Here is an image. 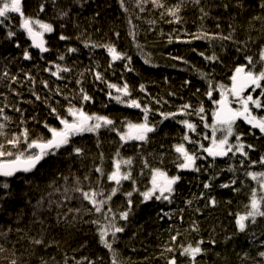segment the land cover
Masks as SVG:
<instances>
[{"label": "trees", "instance_id": "16d2710c", "mask_svg": "<svg viewBox=\"0 0 264 264\" xmlns=\"http://www.w3.org/2000/svg\"><path fill=\"white\" fill-rule=\"evenodd\" d=\"M162 2L168 7L175 4L177 0H162ZM221 2L234 4L236 0H202V5L206 11L210 12L209 18L203 21L199 18L198 8L191 3H186L180 13L182 20L179 23H168L167 21L172 18L169 16L161 18L160 13L163 9L154 8L150 3L146 4L145 11L141 12L137 6L138 0H125L127 12L120 8L118 0H82L83 6L75 5L72 16L64 20L55 19V14L49 5L46 12L40 15V19L52 23L55 31L45 34L50 53L44 56L32 50L27 34L19 29L18 14H12L13 19L7 24L11 25L12 30L17 31L18 35L9 40L6 38L7 25L0 26V75L4 71H8L10 75H17L20 83L13 84L12 88L21 95L16 96L9 90L8 81L0 83V93H3L0 95V107L8 104L9 107L5 111L14 121L9 123L7 131L18 130L20 113L12 110V105H15L24 110L23 118L26 120L24 127L29 129L32 139L38 136L49 138L51 134L44 128V122L53 127L59 126V123L49 115V108L44 102V97L50 98L49 103L57 107L61 115L65 114L68 107V102L63 95L55 94L57 88L71 98L79 97L80 88L83 87L92 97L90 102L83 104L84 110L89 114L95 113L113 118L118 126L125 119L139 122L143 118L140 109L117 103L114 99H109L107 95L109 91L113 96L118 94L115 89L107 87L108 83L123 87L125 82L129 86L131 98L144 103H147L149 99L148 93L151 97L159 98L161 104L151 105L153 109L160 108L167 113L177 112L185 103L191 104L192 109L203 106L205 121L211 124L212 111L216 105L205 95L209 89V81L212 85L224 84L230 87L229 78L235 66L245 61L230 41L191 40L188 33H199L203 29L209 33L222 31L227 35L230 31L228 25L233 24L236 28L234 34L236 39L243 41L251 35L257 41L256 44L250 45L251 54L257 55L260 44L264 43V36L257 31L261 27L260 23L254 21V28L249 25L251 18L260 14L257 7L258 0H244L245 9L229 8L227 11L217 6ZM34 5L35 0H24L25 13L35 16ZM97 12L100 13L99 16L95 15ZM215 18L220 20V29L216 28ZM62 23L65 25L63 29L60 27ZM62 31L72 39L61 41L59 35ZM114 32H119L120 37L116 38L113 35ZM190 40L191 42L188 43L187 41ZM16 41H19L20 48L15 46ZM83 41H87L89 47H85ZM113 42L118 51L131 57V61L123 59L113 62L106 49L91 47L92 44ZM69 47H76L79 51L70 53L67 51ZM25 48L33 57L30 61L23 58ZM200 53H204L205 56L215 54L219 59L213 63L206 60ZM60 55H64L65 59L59 60ZM145 60L148 63H145ZM110 63L111 68H109ZM56 64H59L61 68L68 67L72 70L62 73L64 78L58 79L52 76L50 71H45L46 68L56 71ZM95 72H100L104 80H95ZM24 73H30L35 78V83L30 82ZM204 73L208 75L205 77L202 75ZM42 81L49 83L48 89L43 87ZM76 81L81 83L77 84ZM185 81L188 83L186 84ZM141 84L145 86L146 92L140 90ZM33 91L41 96V100L35 99L32 95ZM259 91L258 89L256 93H253L254 97L259 94ZM120 95L124 98L122 94ZM213 97L217 100L220 98L218 88L213 93ZM57 100L60 101L59 104H56ZM73 103H76L77 107L80 106L75 100ZM254 114L264 115V111ZM159 119L158 115L149 113L150 121ZM185 119L196 124L195 132L188 130L180 122ZM3 122L0 119V123ZM250 129L251 126L243 120L236 122L235 130L244 134L242 141L256 146L257 150L250 152L251 159L258 160L261 154H264V138L256 139L249 134ZM252 131H255L256 136H260L258 129ZM185 133L191 140L199 141L205 147L211 143L210 139L203 138L205 134L211 137V128H205L204 122L200 121L198 115L178 114L175 119L166 120L156 133L149 134V142L142 144L139 149L137 145L141 142H129L121 149V157L133 158L132 176L136 179V184L133 186L130 180L122 181L120 191L104 208L107 212V208L111 207L112 213L117 215L116 223L124 227L123 232L117 233L115 241L111 240L110 235L108 237L117 252L119 264H165V260L160 256L162 247L168 243L170 235H174L177 229L182 233L178 237V244L187 246L188 243L194 245L200 239L205 241L202 247L206 251L202 256L197 257V264H255V261L260 259L256 255L257 252L264 250L260 247V241L264 240V236H260L257 240L252 235L253 230L259 235L260 229L255 226L244 233L239 232L234 214H243L246 211L245 205L250 202L251 189L258 188L257 182L244 176V168H241L239 164V154L232 159L229 158L232 156L231 153L229 157L216 158L214 167L208 172L177 170L174 161H177L179 154L175 152L174 146L184 143L189 151L193 147L198 148V145L194 146L182 140ZM221 134L217 132V137ZM99 138L102 143L98 149L95 134L85 133L74 137L75 144L85 149V156H69L70 149L61 148L55 155L46 156L33 172H22L11 179L13 195L5 204V212H0V230L7 231L9 226L13 229L8 235V243L5 247L11 249L15 244L18 250L17 256L25 264H41V257L49 264H64L65 256L69 258V264H75L72 257L83 261V264H88V261H95L96 264H112V253L100 242L97 225L84 222L98 220L103 226L107 223L103 216L97 213L91 215L81 213L77 215L74 226L64 222V214L68 212V209L81 205L78 199L71 201L64 199V188L73 185V177H80L82 186L87 189L89 182L84 181L83 177L85 174H91V183L95 187L98 174L90 170L100 165L98 155L100 151L104 152L105 172L112 170L111 162L118 146L113 141H118V137L115 133L102 129ZM230 142L235 143V136L230 137ZM161 153H163L162 164ZM200 154L206 155L202 151ZM144 159H147L150 167L166 170L169 176L177 174L181 176L180 181L174 186L172 203L154 198L143 200L140 192L151 186L150 171L143 167ZM212 162V158H209L207 161L197 160L196 164L206 166ZM229 166L237 171H228ZM141 169H143V175H141ZM249 170L261 172L264 171V167L256 165ZM212 172H218L219 175L212 181V187L206 190L203 188V183L208 180ZM63 177H68V180L65 181ZM236 177L239 179L235 187H240V192L220 187L221 184L228 183ZM241 180L244 181V185H241ZM111 186H114V182L110 184L105 177L103 182L105 194L110 191ZM134 187L139 191H134ZM129 191L132 192V210L125 221L119 218V213L128 208V197L125 193ZM201 193H204L203 198ZM68 195L78 194L69 192ZM209 197L216 199L215 206L205 207ZM41 200H43L42 206L36 207L37 202ZM188 200L192 201L191 205L187 204ZM49 201L52 202L51 206ZM84 203L87 205V202ZM87 206L90 207V205ZM197 208L201 211H195ZM180 209L184 210L183 221L179 218ZM162 210L172 215V219L169 220L167 217L161 219ZM34 211L35 216H33ZM17 213L20 214L19 218ZM73 214L69 213V218ZM58 218L59 223H57ZM261 219L258 218V222ZM193 221L198 225V232L191 230ZM17 226L30 236L42 237L51 246L30 245L27 240L16 243L19 236L23 235L15 231ZM170 227L173 229L171 232ZM209 239H215L216 243H207ZM3 242V238L0 237V243ZM245 253L248 254L247 257ZM85 257L87 260H84ZM178 264H189L188 258L178 257Z\"/></svg>", "mask_w": 264, "mask_h": 264}, {"label": "snow or ice", "instance_id": "6c2138e0", "mask_svg": "<svg viewBox=\"0 0 264 264\" xmlns=\"http://www.w3.org/2000/svg\"><path fill=\"white\" fill-rule=\"evenodd\" d=\"M120 8L127 12L128 8L125 6V0H118ZM151 4L154 8L163 9L160 13L161 18L169 16L172 19L168 20V23L172 22H181L182 17L180 15L182 9L186 3H191L196 6L200 13V19L203 21L206 18H209L210 12L206 11L205 7L202 5V0H177V2L171 6L166 7L165 3L162 0H138L137 6L140 11H145V5ZM24 0H0V26L7 25L8 30L6 31V38L9 40L17 37L18 32L12 30L11 25H8L11 19H13L12 14H18L19 17V29L27 34V37L31 40L30 47L39 49L41 53L49 52L50 49L45 46L44 35L46 33H53L55 27L50 22H45L40 19V15L46 12V9L49 5L54 12V18L59 20L69 19L73 12L74 6L80 5L83 6L82 0H35L34 12L35 16L26 14L24 11ZM222 7L225 11L229 8L245 9L246 5L244 0H236L234 4L229 2H221L217 5ZM257 7L260 10L259 15H255L249 21L250 27L254 28L253 22H259L261 27L257 29L264 36V0H258ZM99 16L100 13L95 14ZM216 19V28L220 29L221 24L219 18ZM61 29L65 27L62 23L60 25ZM230 31L227 35L223 34L222 31H217L214 33H209L208 31L201 30L199 33H188L191 37V40H216L221 41H230L236 48V52L243 56L245 63L237 64L233 70L232 75L230 76L231 85L230 87L224 84L218 86L212 85L209 81V89L205 93L207 97L212 100V103L216 105L212 111V123L208 124L205 121V108L200 106L198 109H192V105L185 103L180 106L177 112H164L160 108H155L151 105L161 104V100L156 97H151V94L148 93L147 103L142 102L136 98H131V93L129 92V86L125 82L123 87H117L115 84L108 83L107 87L109 89H115L117 95L113 96L112 92L107 93L109 99H114L117 103L124 104L125 106L133 109H140L143 113V118L139 122H132L125 119L121 121L119 126L117 121L113 118L104 115L98 114H89L84 110L83 104L85 102H90L92 97L88 95L83 87L80 88L79 97L69 98L67 95H64L61 89H56V95H63V98L68 102V107L65 110V114L61 115L57 107L52 106L49 103V97H44V102L49 108V115L53 116L59 123V126H50L46 121L44 122V128L51 134L49 138H44L43 136H38L35 139H32L30 136V131L27 127H24L26 120L23 118V109L12 105V110L17 113H20V119L18 124L17 131H7L9 123H13L12 117L9 116L5 109L9 107L8 104L0 107V119L4 122L0 123V212H5V204L12 198V187L11 179L16 177L17 173H30L37 168V165L48 155H55L61 148L70 149L68 151L69 156L83 157L85 156V149L81 146L75 144L73 138L77 136H82L85 133L95 134L97 137L96 147L99 149L102 141L100 140V132L102 129H105L109 132L115 133L118 137V141H113L118 146L115 149L114 156L111 162L112 170L110 172H105L103 167L104 161V152H99V159L101 161L100 165H96L90 172L98 174L95 180V187L92 186L91 174H85L83 177L84 181H88L89 184L87 189L82 186L81 178L78 176L73 177V185L71 187L64 188V199L71 201L73 199H78L81 201L80 207L69 208L68 212L64 214V222L69 225H75L77 222V215L83 213L86 215H91L93 213L100 214L103 216L104 220L107 221L103 226L100 225L98 220L84 221L85 223H92L97 225L98 234L100 242L105 248H107L112 253V264H119L117 258V252L113 248V243L109 241L108 237L111 236V240L115 241L117 233L124 231V227L119 226L116 223L117 215L112 213L111 207L107 208V212L104 211L105 205H108L109 201L112 200L113 196L120 191L122 181H132L133 186L136 184V179L132 176V165L133 158L128 157L124 159L121 157V149L128 144L129 142H141L137 145L142 147V144L149 142V134L156 133L159 127L168 119H175L178 114L184 115H198L201 122H204L205 128H211V137L207 134L204 135V139H210L211 143L209 146L205 147L204 144L199 141H193L190 139L189 135L185 133L182 137L183 141H188L190 144L198 145V148L193 147L189 151L184 143H179L174 146L175 152L179 154L177 161H174L175 167L177 170H191L196 172L205 171L208 172L209 169L214 167V161L217 157H229V153L232 154L230 159L235 158L237 154L240 156L239 164L241 168H244V176L251 178L253 181H256L258 188L251 189L250 202L245 205L246 211L241 213H235V224L239 232L244 233L250 228L255 226L260 229L259 235L255 230L252 231V235L259 240L260 236H264V171L255 172L250 171L249 169L260 165L264 167V154H261L258 160H252L250 152L256 151V146L254 144H246L242 141V136L244 135L241 132L235 130L236 122L239 119H242L246 124L251 126L249 134L254 136L256 139L264 138V115L254 114L258 111H264V43H261L259 46V51L257 55L251 54L250 45L256 44V40L249 35L246 40H238L235 38L236 28L233 24L228 25ZM113 35L116 38L120 37L119 32H114ZM61 41H68L72 37L64 34L62 31L59 35ZM80 39V37H77ZM187 41L188 43L191 42ZM85 47H89L87 41H83ZM15 46L20 48L21 45L19 41H16ZM92 48H104L107 50L108 54L111 57L113 62L117 60L127 59L131 61V57L117 50L115 43L108 44H92ZM70 53H76L79 51L76 47H69L67 49ZM206 60L210 62H217L218 57L213 54L212 56H205L204 53H200ZM23 58L25 60H31L29 50L25 48L23 50ZM43 58V57H41ZM59 60H64L65 56L60 55ZM173 59H178L173 57ZM145 63H148L145 60ZM111 63L109 68H111ZM56 71H51L50 68H46L45 71H50L52 76H56L58 79H63L62 73L70 72L72 69L68 67L61 68L59 64L55 65ZM125 67H128L125 65ZM131 70V69H129ZM27 79L35 83V78L31 76L30 73H24ZM207 76V73L202 74ZM95 80L103 81L104 77L100 72L94 73ZM8 81L7 86L9 90L14 93L16 96H20L21 93L16 92L12 88L13 84L20 83V80L17 75H10L8 71H4L0 75V83ZM77 84H80L81 81H76ZM187 84L188 82L185 81ZM43 87L45 89L49 88V83L47 81H42ZM219 89V99H214L213 93ZM259 94L254 97L253 93H256L257 90ZM140 90L146 92L145 86L140 85ZM199 91V89H197ZM122 94L124 98L120 95ZM3 95V93H0ZM32 95L36 100H41V96L33 91ZM172 95V94H170ZM231 97V99H230ZM7 99V97H5ZM77 101L80 104L77 107ZM31 103V101H28ZM60 101L57 100L56 104H59ZM165 103H167L165 101ZM238 105L233 107L232 105ZM192 109V111H189ZM149 113L153 115H158L159 120H149ZM33 119H36L33 117ZM38 122V121H37ZM183 123L186 128L192 132L196 130V124L185 119L180 121ZM39 123V122H38ZM258 129L260 136H256L255 130ZM217 132H221V136L217 137ZM167 135V134H165ZM235 136V143L230 142V137ZM163 147V145H161ZM247 149V151L245 150ZM38 150V151H37ZM201 151L206 153V155H201ZM209 158H212V163L205 165L197 166L196 161H207ZM161 164L163 163V153H161ZM143 167L148 168L150 171V187L145 191L140 192V195L143 197L144 201L155 199L163 200L169 203H172V198L175 193L174 186L180 181V175L169 176L167 171L160 167H150L147 159L142 161ZM230 172L237 171L232 166H229L227 169ZM221 171H223L221 169ZM143 169H141V175H143ZM219 175L218 172H212L208 180L203 183L204 189H210L212 187V181L217 178ZM110 184L114 182V186H111L110 191L105 194L103 188V182L105 180ZM65 181L68 180V177H63ZM238 177L231 179L228 183H223L220 185L221 188H230L233 192H240V187H235L237 184ZM27 182V181H26ZM241 185H244V181H240ZM134 191H139L135 187ZM59 191V189H57ZM71 192L78 195H68ZM258 192L260 195L258 196ZM128 197L127 204L128 208L125 211L119 213V218L121 220H127L129 214L132 210V192L129 191L125 193ZM201 198L204 197V193H201ZM84 202H87L88 207ZM51 201H49V206H51ZM231 203V201H229ZM43 204V200L37 202L36 207H40ZM188 205L192 204L191 200L187 201ZM217 201L213 197L208 198V202L205 204V207L215 206ZM183 209H180L181 216L179 217L183 221ZM195 211L200 212L199 208ZM69 213H74L69 218ZM111 213V216L109 214ZM19 213L17 217L19 218ZM36 215V212H33V216ZM167 217L169 220L172 219V215L168 212H163L161 219ZM82 220V215L80 216ZM258 218H262L258 222ZM59 218L57 223H59ZM42 223V222H41ZM192 231H199L198 225L195 221L192 222ZM13 229L9 226L7 231L0 230V237L3 238V243H0V264H25V262L17 256L16 245L13 244L12 248H6L5 244L8 243V235ZM15 231L23 233L19 236V239L16 243H20L22 240H27L30 245L50 247L51 244L46 242L42 237L36 238L30 236L27 232H24L20 227H16ZM169 231H173L170 227ZM182 233L177 229L175 230L174 235H170L168 243L163 245L160 256L165 260V264H178V257H187L189 264H197V257L202 256L205 253V249L202 247L205 241L203 239L197 240L195 244L188 243L187 246L184 244H178V237ZM209 244H215V239H209L207 242ZM260 247L264 248V240L260 241ZM27 251V249H26ZM167 254V255H166ZM22 255V253H21ZM260 259L255 261V264H264V250L258 251L256 254ZM248 254L245 253V257ZM54 259V258H53ZM75 261V264H83L81 260H75V257L71 258ZM84 260H87L85 257ZM41 264H49L47 260L41 257ZM64 264H69V258L65 256ZM88 264H96L95 261H88Z\"/></svg>", "mask_w": 264, "mask_h": 264}, {"label": "water", "instance_id": "95a60500", "mask_svg": "<svg viewBox=\"0 0 264 264\" xmlns=\"http://www.w3.org/2000/svg\"><path fill=\"white\" fill-rule=\"evenodd\" d=\"M44 40H45V36H44ZM29 42H31L30 39H29ZM45 46L47 47V41H46V40H45ZM32 50H33V51H36V52H40L39 49H36V48H34V47H32ZM49 52H50V51H49ZM49 52H45V53H41V52H40V53L44 56V55L48 54ZM26 61H30V60H26ZM239 120H242V119H239ZM237 121H238V120H237ZM37 151H38V150H37ZM217 158H223V157H217ZM215 159H216V158H215ZM38 166H39V165H37V167H38ZM20 173H22V172H20ZM20 173H17V174H20ZM17 174H16V175H17Z\"/></svg>", "mask_w": 264, "mask_h": 264}, {"label": "bare ground", "instance_id": "6f19581e", "mask_svg": "<svg viewBox=\"0 0 264 264\" xmlns=\"http://www.w3.org/2000/svg\"><path fill=\"white\" fill-rule=\"evenodd\" d=\"M45 36V40H46V35H44ZM47 41V40H46ZM47 47H48V41H47ZM32 48V47H31ZM49 48V47H48ZM36 52V51H35ZM37 53H39L40 55H42L40 52H37ZM50 53V52H49ZM48 53V54H49ZM47 55V54H46ZM224 158V157H223ZM220 159H222V158H220Z\"/></svg>", "mask_w": 264, "mask_h": 264}, {"label": "flooded vegetation", "instance_id": "af4514ba", "mask_svg": "<svg viewBox=\"0 0 264 264\" xmlns=\"http://www.w3.org/2000/svg\"><path fill=\"white\" fill-rule=\"evenodd\" d=\"M233 107H236V105L234 104V105H232Z\"/></svg>", "mask_w": 264, "mask_h": 264}, {"label": "rangeland", "instance_id": "374dc122", "mask_svg": "<svg viewBox=\"0 0 264 264\" xmlns=\"http://www.w3.org/2000/svg\"><path fill=\"white\" fill-rule=\"evenodd\" d=\"M234 105V104H233ZM236 106H238V105H236Z\"/></svg>", "mask_w": 264, "mask_h": 264}]
</instances>
